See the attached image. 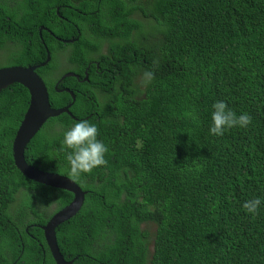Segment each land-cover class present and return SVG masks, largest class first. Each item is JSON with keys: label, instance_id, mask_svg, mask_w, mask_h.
<instances>
[{"label": "trees", "instance_id": "1", "mask_svg": "<svg viewBox=\"0 0 264 264\" xmlns=\"http://www.w3.org/2000/svg\"><path fill=\"white\" fill-rule=\"evenodd\" d=\"M5 1L0 61L30 66L48 50L36 72L51 107L72 101L57 89L75 95L72 116L48 118L24 150L28 164L86 191L78 212L55 228L63 258L264 264V0H12L11 11ZM41 25L49 32L40 37ZM8 40L19 45L10 49ZM57 49H69L78 78L57 82ZM216 100L250 124L210 135ZM28 103L19 83L0 91V264H56L39 224L73 197L14 165L12 140ZM81 120L97 126L106 163L69 176L71 150L61 141ZM257 196L252 216L242 204Z\"/></svg>", "mask_w": 264, "mask_h": 264}, {"label": "water", "instance_id": "2", "mask_svg": "<svg viewBox=\"0 0 264 264\" xmlns=\"http://www.w3.org/2000/svg\"><path fill=\"white\" fill-rule=\"evenodd\" d=\"M47 28L41 27V30ZM64 43L72 42L73 39L63 40L55 37ZM46 58L43 62L30 66L9 65L0 67V91L13 83H19L24 86L29 93V103L23 114L12 140V158L14 165L26 178L35 182L62 190L71 192L72 199L55 211L45 224H39L43 230V236L49 248L50 254L56 264H72V260H65L59 250L55 228L75 215L81 208L86 191L71 178L54 172L41 170L28 164L25 160L24 150L30 139L41 129L48 118L56 117L59 114L66 113L70 116L69 107L75 100L74 93L68 88L57 89L58 91L68 92L72 101L61 108H53L49 102L48 90L42 78L37 74L36 69L46 65L50 60L49 51L46 50ZM68 76L78 78V75L69 71L64 73L61 79ZM83 80H87L85 74ZM58 82V81H57Z\"/></svg>", "mask_w": 264, "mask_h": 264}, {"label": "clouds", "instance_id": "3", "mask_svg": "<svg viewBox=\"0 0 264 264\" xmlns=\"http://www.w3.org/2000/svg\"><path fill=\"white\" fill-rule=\"evenodd\" d=\"M144 78L145 82L150 81L152 73L145 72ZM186 115L193 119L197 118L194 112H188ZM210 119L208 132L215 136H222L225 131L233 127L246 128L251 122V117L247 113L237 115L224 100H216L212 103ZM97 136V126L87 120L75 122L63 132L61 143L64 148L71 150L66 157L69 176L90 172L93 168L106 163L107 147ZM261 204L262 199L257 196L245 200L242 208L246 213L255 216Z\"/></svg>", "mask_w": 264, "mask_h": 264}, {"label": "flooded vegetation", "instance_id": "4", "mask_svg": "<svg viewBox=\"0 0 264 264\" xmlns=\"http://www.w3.org/2000/svg\"><path fill=\"white\" fill-rule=\"evenodd\" d=\"M6 1H10V2H12V4H14V2H13L12 0H6ZM76 11H78V10H76ZM78 12H80V11H78ZM41 27L47 28L46 26L41 25V26L39 27V29H40ZM43 30H44V29H43ZM45 31H48V32H49L48 29L45 30ZM50 34H51L53 37H55L52 33H50ZM39 36L41 37V33H39ZM57 38H58V37H57ZM55 39H56V38H55ZM58 41H60V40H58ZM103 44H104V43H103ZM103 44H102V48H101V50H102V53L105 54L106 51H107V47H106L105 44H104V45H103ZM7 45H8V47H9L10 49H12V48L16 47V46L19 45V44H18L17 42L12 41V40H8ZM68 51H69V49H57L56 52H55L56 67H55V69H54V74H55L56 76H58V80H57V81H60V77H61L64 73L71 71L72 64H71V62L68 61ZM92 62H94V61H90V62H88V64H92ZM88 64H87V66H88ZM94 64L96 65V68H97V67H98V63H97V62H94ZM87 66H86L85 69H84V73H85L86 75H87ZM67 68H68V69H67ZM71 72H73V71H71Z\"/></svg>", "mask_w": 264, "mask_h": 264}, {"label": "rangeland", "instance_id": "5", "mask_svg": "<svg viewBox=\"0 0 264 264\" xmlns=\"http://www.w3.org/2000/svg\"><path fill=\"white\" fill-rule=\"evenodd\" d=\"M3 7L6 8L8 11H11L12 8H13V4H12V2H10V1H5ZM6 62H7V61H2V60H1V61H0V66H1V67H2V66H5V65H6Z\"/></svg>", "mask_w": 264, "mask_h": 264}]
</instances>
